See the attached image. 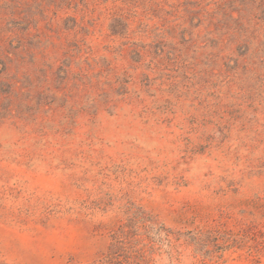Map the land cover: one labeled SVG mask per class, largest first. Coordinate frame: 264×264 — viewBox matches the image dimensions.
<instances>
[{"label":"rangeland","instance_id":"1","mask_svg":"<svg viewBox=\"0 0 264 264\" xmlns=\"http://www.w3.org/2000/svg\"><path fill=\"white\" fill-rule=\"evenodd\" d=\"M0 264H264V0H0Z\"/></svg>","mask_w":264,"mask_h":264}]
</instances>
